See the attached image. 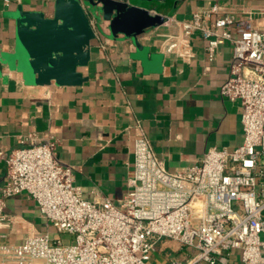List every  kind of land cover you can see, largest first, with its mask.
<instances>
[{
	"label": "built area",
	"instance_id": "1",
	"mask_svg": "<svg viewBox=\"0 0 264 264\" xmlns=\"http://www.w3.org/2000/svg\"><path fill=\"white\" fill-rule=\"evenodd\" d=\"M257 15L264 18V8L226 10L214 0L188 19L166 15L150 29L163 37L164 54L184 62L193 57L197 35L212 62L231 44L221 95L242 107L244 140L234 149L211 147L200 162L171 172L140 134L128 191L113 202L96 190L92 199L84 195L75 167L59 159L52 133L30 135L10 151L0 148L7 169L0 227L15 216L6 213L8 200L26 193L47 228L17 243L0 235V264H264V29ZM162 240L178 242L181 258L153 259Z\"/></svg>",
	"mask_w": 264,
	"mask_h": 264
},
{
	"label": "crops",
	"instance_id": "2",
	"mask_svg": "<svg viewBox=\"0 0 264 264\" xmlns=\"http://www.w3.org/2000/svg\"><path fill=\"white\" fill-rule=\"evenodd\" d=\"M70 1L68 8L62 0H0L1 149L21 146L30 135L52 133L59 139V159L75 167V183L84 195L92 199L96 190L119 202L128 191L140 134L171 172L200 162L211 147L232 150L243 142L241 104L221 95L230 70L229 42L212 62L206 40L197 35L193 57L184 62L164 54L163 37L148 30L138 39L150 48L149 58L164 55L161 71H148L133 55L137 48L132 40L122 35L110 38L108 22L94 16L85 0ZM213 1L164 0L149 8L188 19ZM220 4L226 10L264 8V0H220ZM69 17L72 26L62 29L60 24ZM29 20L42 23L43 32L52 37L51 64L62 63L60 77L46 84L28 82L18 62L9 60L17 34ZM256 23L264 29L262 16H256ZM87 29L84 39L82 31ZM6 172V162L0 158V187ZM6 213L15 216L0 227V235L6 234L2 241L21 242L29 231L41 230L37 203L26 193L10 198Z\"/></svg>",
	"mask_w": 264,
	"mask_h": 264
},
{
	"label": "water",
	"instance_id": "3",
	"mask_svg": "<svg viewBox=\"0 0 264 264\" xmlns=\"http://www.w3.org/2000/svg\"><path fill=\"white\" fill-rule=\"evenodd\" d=\"M158 1L164 0H85L94 16L108 22L109 37L115 39L122 35L132 40L137 48L133 55L142 60L148 71L154 72L161 71L164 55L152 54L150 59V48L142 45L138 38L165 21L166 15L149 8ZM62 2L65 7L69 8L71 5L70 0ZM71 26L70 17L60 24L62 29ZM87 31L88 29L82 31L84 39L88 37ZM54 56L50 34L43 32L42 23L34 24L29 20L17 34L15 52L9 60L18 62V68L28 82L40 85L48 83L51 78L60 77L62 63L52 65L51 59Z\"/></svg>",
	"mask_w": 264,
	"mask_h": 264
},
{
	"label": "rangeland",
	"instance_id": "4",
	"mask_svg": "<svg viewBox=\"0 0 264 264\" xmlns=\"http://www.w3.org/2000/svg\"><path fill=\"white\" fill-rule=\"evenodd\" d=\"M156 4V3H155ZM39 228L41 229V231H45V230H47V228L45 227V226H43V225H41V226H39ZM57 236H59V237H61V238H65L66 237V235H64V234H62V235H57ZM164 246L165 247H170L171 248V250H173V249H175V250H177V248L179 247V243L178 242H176V241H173V240H166L165 241V244H164ZM188 250V249H187ZM240 253H241V251L240 250H238L236 253H235V255L233 256V260H235L239 255H240ZM168 254H169V256H167V257H179V258H181V256H179V255H174L173 254V252L171 253V252H168ZM164 257H166V256H164L161 252H158V253H154L153 254V259H163ZM164 262H161V261H159L158 262V264H163ZM231 264H238V262L237 261H232L231 262Z\"/></svg>",
	"mask_w": 264,
	"mask_h": 264
},
{
	"label": "trees",
	"instance_id": "5",
	"mask_svg": "<svg viewBox=\"0 0 264 264\" xmlns=\"http://www.w3.org/2000/svg\"><path fill=\"white\" fill-rule=\"evenodd\" d=\"M165 241L166 240H162L160 243H159V248H160V251L161 253L164 255V256H169L168 252H173L174 255H179L181 256V254L184 252V249H173L171 250L170 247H165L164 244H165ZM175 257V256H174Z\"/></svg>",
	"mask_w": 264,
	"mask_h": 264
}]
</instances>
